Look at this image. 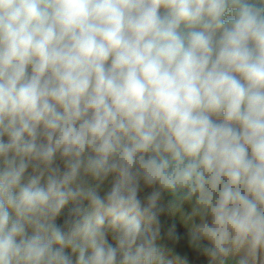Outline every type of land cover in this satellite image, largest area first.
<instances>
[{"label":"clouds","instance_id":"obj_1","mask_svg":"<svg viewBox=\"0 0 264 264\" xmlns=\"http://www.w3.org/2000/svg\"><path fill=\"white\" fill-rule=\"evenodd\" d=\"M163 193L264 264V0H0V264H165Z\"/></svg>","mask_w":264,"mask_h":264},{"label":"trees","instance_id":"obj_2","mask_svg":"<svg viewBox=\"0 0 264 264\" xmlns=\"http://www.w3.org/2000/svg\"><path fill=\"white\" fill-rule=\"evenodd\" d=\"M58 164H60L61 167H63L61 161H57ZM31 171V169H29ZM112 184V178L109 177L108 180H106L102 185L100 189L101 195H104L110 188ZM152 191L151 188L144 187L142 185L141 191L138 193L139 197L143 200L147 194H149ZM159 207L162 208L163 210L160 212V220H161V238L158 240V244L161 247V251L164 256V262L165 264H168L170 261L171 264H209L208 258L202 253V251L198 249H192L188 251L187 254V260H180L177 257L173 256L172 254L169 253V250L178 248L179 246L187 243L189 239V234L190 231L179 225L174 221L172 218L171 212L169 207L167 206L166 203V197L165 193H163L161 200L158 202ZM73 207L72 203L70 202L63 210L61 215L57 218V224L64 226L65 220L69 218V210ZM175 225V232L178 234L179 239L178 240H172L169 239L167 236V231L168 228L171 227L172 225ZM107 240L110 244L115 246V240L113 238V234L111 232L108 233L107 235ZM204 244H207V241H203ZM70 253V249H67ZM215 264H220L219 261H216Z\"/></svg>","mask_w":264,"mask_h":264},{"label":"crops","instance_id":"obj_3","mask_svg":"<svg viewBox=\"0 0 264 264\" xmlns=\"http://www.w3.org/2000/svg\"><path fill=\"white\" fill-rule=\"evenodd\" d=\"M165 197H166L167 206L170 209V212H171V215H172V218L174 219V221L176 223H178L179 225H181L182 227H184L185 229H187L188 231H190V225H186L184 223L183 213L191 211L192 202H184L183 205H182V210H176V209H173L172 206H171L172 197L170 196V194L165 193ZM239 255L240 254H235V255L229 256L224 261V264H237V261L239 259Z\"/></svg>","mask_w":264,"mask_h":264},{"label":"rangeland","instance_id":"obj_4","mask_svg":"<svg viewBox=\"0 0 264 264\" xmlns=\"http://www.w3.org/2000/svg\"><path fill=\"white\" fill-rule=\"evenodd\" d=\"M193 248H191L188 245V242L179 246L178 248H174L169 250V253L172 254L173 256L179 258L180 260H187V254L188 251L192 250Z\"/></svg>","mask_w":264,"mask_h":264}]
</instances>
